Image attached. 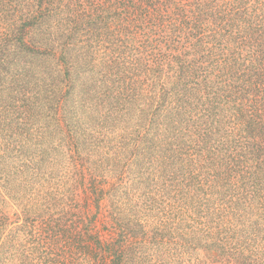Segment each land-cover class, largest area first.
Masks as SVG:
<instances>
[{
	"label": "trees",
	"instance_id": "trees-1",
	"mask_svg": "<svg viewBox=\"0 0 264 264\" xmlns=\"http://www.w3.org/2000/svg\"><path fill=\"white\" fill-rule=\"evenodd\" d=\"M28 184L19 264H264V0H0V191Z\"/></svg>",
	"mask_w": 264,
	"mask_h": 264
},
{
	"label": "rangeland",
	"instance_id": "rangeland-1",
	"mask_svg": "<svg viewBox=\"0 0 264 264\" xmlns=\"http://www.w3.org/2000/svg\"><path fill=\"white\" fill-rule=\"evenodd\" d=\"M6 168L7 172H9V167L6 166ZM97 173L102 174L101 171H97ZM99 182H109V180L102 177L101 179H99ZM30 187H33V190ZM15 189L18 190L19 194L11 193L5 190L0 191V211L4 213L2 214V221L3 224L5 223V233L2 234L0 244L4 243V240L9 238V236H14L16 240L13 242L16 245V251L14 250L15 252L13 254V260H6L3 264H19L21 259H25V257L29 255L34 248L41 246V244L38 242V239L40 240L41 236L44 235V232L49 226L50 222L48 218H45V221H42L39 218V216L44 212V201L40 193L37 192V190L40 189V186L38 184L31 186L30 184H28V190L26 192L20 191L19 188ZM143 190H145L144 187ZM74 194L77 196L76 199L80 200V203H76L78 206L75 208L74 212H76L77 214L85 213V216L86 214L87 216H92L96 211V205L91 201H86V198L93 197L95 199L96 197L90 195L87 196L85 192L80 193L76 191ZM143 194L144 193L142 192V195ZM105 206L106 203L102 201L98 216L96 217V220L94 222L93 230H91L90 232V234L97 235L101 238L104 236L105 231L108 227V224L106 223L104 218V216L106 215ZM77 217H75L73 221H76ZM67 224L72 225L73 222H68ZM84 232H86L87 234L88 231L85 230ZM70 235L72 236L71 243H73V238L74 236H76V234L74 235L73 232H70ZM24 244L26 245L25 247ZM41 248L43 250L47 249L48 253H50V246H44ZM4 255L5 253H2V255L0 254V261L3 259Z\"/></svg>",
	"mask_w": 264,
	"mask_h": 264
}]
</instances>
